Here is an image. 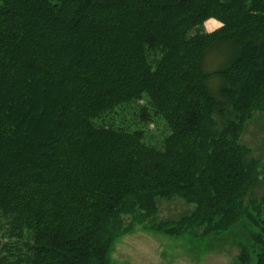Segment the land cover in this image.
<instances>
[{"label":"trees","instance_id":"obj_1","mask_svg":"<svg viewBox=\"0 0 264 264\" xmlns=\"http://www.w3.org/2000/svg\"><path fill=\"white\" fill-rule=\"evenodd\" d=\"M213 49L227 56L206 70ZM139 101L137 124L168 130L159 144L104 119ZM254 111L264 0H0V264H108L124 216L202 238L248 220L238 261L264 264V196L245 201L256 167L239 142ZM173 197L194 208L156 219Z\"/></svg>","mask_w":264,"mask_h":264},{"label":"rangeland","instance_id":"obj_2","mask_svg":"<svg viewBox=\"0 0 264 264\" xmlns=\"http://www.w3.org/2000/svg\"><path fill=\"white\" fill-rule=\"evenodd\" d=\"M207 21L203 25L207 32L220 27L208 28ZM226 56L224 50L209 51L204 60L205 69H215L225 61ZM209 85L214 91L219 85L218 79L211 77ZM140 103L142 101L118 107L115 113L104 119L112 117L114 122L130 128L141 126L145 131L146 140L159 144L168 130L159 118H155L153 123L147 125L137 124ZM239 142L248 148L246 158L252 159L256 167L255 178L245 201L253 200L258 203L264 196V113L260 111L252 113L251 118L243 126ZM157 205L156 219L176 218L183 213L191 212L194 208L193 204L186 203L179 197L158 199ZM148 221L151 222V219ZM146 226V222L131 223L130 217L124 216V229L117 234L110 246L108 264H241L237 258L238 243L243 242L248 231L253 230L251 223L245 219L222 233L203 238L193 233L194 231L200 233L201 228L191 229L180 235H167ZM3 230L4 225L0 222V246L6 242ZM250 264H254V258H251Z\"/></svg>","mask_w":264,"mask_h":264},{"label":"bare ground","instance_id":"obj_3","mask_svg":"<svg viewBox=\"0 0 264 264\" xmlns=\"http://www.w3.org/2000/svg\"><path fill=\"white\" fill-rule=\"evenodd\" d=\"M207 21V20H206ZM217 21L214 20L213 18L212 19H209L207 22H206V25L208 28H215L217 27Z\"/></svg>","mask_w":264,"mask_h":264},{"label":"clouds","instance_id":"obj_4","mask_svg":"<svg viewBox=\"0 0 264 264\" xmlns=\"http://www.w3.org/2000/svg\"><path fill=\"white\" fill-rule=\"evenodd\" d=\"M217 23V26L219 27V26H222L221 24H220V22H216Z\"/></svg>","mask_w":264,"mask_h":264}]
</instances>
